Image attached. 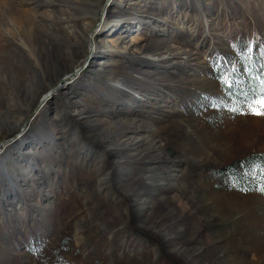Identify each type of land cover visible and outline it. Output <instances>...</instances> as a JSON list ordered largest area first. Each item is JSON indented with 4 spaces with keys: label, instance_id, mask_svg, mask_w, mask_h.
<instances>
[{
    "label": "rangeland",
    "instance_id": "obj_1",
    "mask_svg": "<svg viewBox=\"0 0 264 264\" xmlns=\"http://www.w3.org/2000/svg\"><path fill=\"white\" fill-rule=\"evenodd\" d=\"M262 56L264 0H0V264H264Z\"/></svg>",
    "mask_w": 264,
    "mask_h": 264
},
{
    "label": "trees",
    "instance_id": "obj_2",
    "mask_svg": "<svg viewBox=\"0 0 264 264\" xmlns=\"http://www.w3.org/2000/svg\"><path fill=\"white\" fill-rule=\"evenodd\" d=\"M259 62H256V60ZM248 69L250 75H232L231 85L225 90L239 105L249 103L260 93L261 81H264V56L257 57ZM218 178L229 181L238 188L250 192L259 190L264 194V153L252 154L244 159L220 169L216 172Z\"/></svg>",
    "mask_w": 264,
    "mask_h": 264
},
{
    "label": "snow or ice",
    "instance_id": "obj_3",
    "mask_svg": "<svg viewBox=\"0 0 264 264\" xmlns=\"http://www.w3.org/2000/svg\"><path fill=\"white\" fill-rule=\"evenodd\" d=\"M262 87L260 93L248 103V108L251 114L264 116V81H261ZM264 191V189H261Z\"/></svg>",
    "mask_w": 264,
    "mask_h": 264
},
{
    "label": "water",
    "instance_id": "obj_4",
    "mask_svg": "<svg viewBox=\"0 0 264 264\" xmlns=\"http://www.w3.org/2000/svg\"><path fill=\"white\" fill-rule=\"evenodd\" d=\"M41 103H42V102H41ZM40 107H41V106H39V109H40ZM37 110H38V109H37ZM37 110H36L34 113H36ZM5 143H7V142H5ZM3 145H4V144H1L0 147H2Z\"/></svg>",
    "mask_w": 264,
    "mask_h": 264
}]
</instances>
